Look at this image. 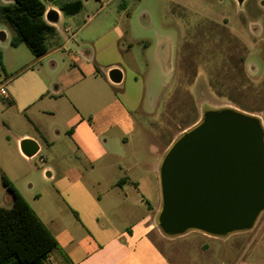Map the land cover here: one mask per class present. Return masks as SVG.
Listing matches in <instances>:
<instances>
[{"label": "crops", "instance_id": "0c3cea01", "mask_svg": "<svg viewBox=\"0 0 264 264\" xmlns=\"http://www.w3.org/2000/svg\"><path fill=\"white\" fill-rule=\"evenodd\" d=\"M53 10L57 21L45 19L55 28L48 38L52 48L36 61L14 64L2 59L0 66V87L6 93L0 95V116L7 132L0 137V153L19 155L24 140L37 145L31 157L21 152L27 161L40 156L44 147L48 159H55L57 145L67 154L73 151V166L65 170L60 164L62 177L55 188L73 204L51 197L48 205L32 209L59 247L47 264H168L149 237L160 229L148 203L151 196H160L158 169L166 151L151 142L146 147L137 132L134 113L143 112L144 85L131 64L121 60L133 43L143 44L148 67L150 41L128 37L125 47L118 42L123 36L118 30L84 35L60 31V11ZM144 29L158 45L170 41L148 25ZM64 33L69 38L62 39ZM59 51L69 63L56 56ZM153 57L159 60L157 48ZM112 69L121 71L120 82L109 80ZM152 106L149 101L148 108ZM41 173L56 176L50 165ZM7 205L1 206L10 207L11 197Z\"/></svg>", "mask_w": 264, "mask_h": 264}, {"label": "rangeland", "instance_id": "374dc122", "mask_svg": "<svg viewBox=\"0 0 264 264\" xmlns=\"http://www.w3.org/2000/svg\"><path fill=\"white\" fill-rule=\"evenodd\" d=\"M12 1L0 0V5ZM41 1L47 10H53L62 2L74 0ZM79 1L82 7L78 13L66 16L60 12L57 23L60 31L67 28L69 32L84 35L118 30L123 33L118 42L125 47H128V37L150 41L151 53H146L148 67L143 44L133 43L121 58L131 64L144 85L142 110L146 114L137 111L134 117L146 147L151 142L160 151H167L184 131L201 121L207 110L233 109L252 115L260 121L264 132V0H243L241 4L235 0ZM147 25L158 36H168V44L158 45L152 33L144 29ZM0 33L6 38L0 39L1 60L16 64L39 59L24 44L10 46L13 33L3 21H0ZM63 38L69 35L64 33ZM46 44L52 48L50 39ZM156 48L159 60L153 57ZM56 56L68 61L62 51ZM149 101L153 103L151 108H148ZM1 118L0 137L4 138L7 132ZM68 152L57 145L53 148L55 159H48L44 147L40 156L27 161L20 150L19 155L12 156H6L3 151L0 175L36 211L39 205H48L51 197H56L59 203L64 200L73 204L70 196L57 194L55 189L62 177L60 164L65 170L73 166V151ZM46 165L53 168L55 177L41 173ZM62 182L73 189L66 180ZM9 200L10 194L0 179V203L8 206ZM148 203L156 220L160 210L159 193L155 199L151 196ZM149 237L168 264H264V211L249 229L226 236L187 231L169 237L158 230Z\"/></svg>", "mask_w": 264, "mask_h": 264}, {"label": "water", "instance_id": "95a60500", "mask_svg": "<svg viewBox=\"0 0 264 264\" xmlns=\"http://www.w3.org/2000/svg\"><path fill=\"white\" fill-rule=\"evenodd\" d=\"M239 4L243 0H235ZM50 23L57 13L45 14ZM0 39L4 35L0 33ZM119 69L108 78L120 82ZM26 157L37 145L24 140ZM157 225L169 237L187 231L221 237L249 229L264 211V132L260 121L233 109L207 110L165 152L158 169Z\"/></svg>", "mask_w": 264, "mask_h": 264}, {"label": "trees", "instance_id": "16d2710c", "mask_svg": "<svg viewBox=\"0 0 264 264\" xmlns=\"http://www.w3.org/2000/svg\"><path fill=\"white\" fill-rule=\"evenodd\" d=\"M79 0L62 2L58 10L66 16L80 11ZM46 7L41 0H13L0 5V21L12 30L9 44H24L40 58L47 53L46 41L55 28L45 20ZM1 66V54H0ZM11 197L8 208L0 205V264H47L49 254L59 250L56 240L12 183L0 175Z\"/></svg>", "mask_w": 264, "mask_h": 264}, {"label": "built area", "instance_id": "2783aa9c", "mask_svg": "<svg viewBox=\"0 0 264 264\" xmlns=\"http://www.w3.org/2000/svg\"><path fill=\"white\" fill-rule=\"evenodd\" d=\"M5 94L6 93H5L4 89L0 87V95L5 96Z\"/></svg>", "mask_w": 264, "mask_h": 264}]
</instances>
